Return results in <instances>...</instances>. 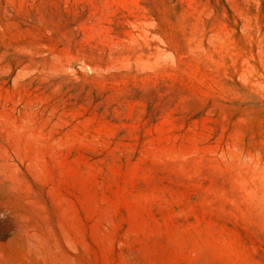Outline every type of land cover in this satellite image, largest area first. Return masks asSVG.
<instances>
[{
	"label": "rangeland",
	"instance_id": "374dc122",
	"mask_svg": "<svg viewBox=\"0 0 264 264\" xmlns=\"http://www.w3.org/2000/svg\"><path fill=\"white\" fill-rule=\"evenodd\" d=\"M0 264H264V0H0Z\"/></svg>",
	"mask_w": 264,
	"mask_h": 264
}]
</instances>
